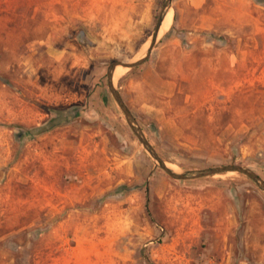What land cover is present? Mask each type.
Masks as SVG:
<instances>
[{
  "label": "rangeland",
  "instance_id": "1",
  "mask_svg": "<svg viewBox=\"0 0 264 264\" xmlns=\"http://www.w3.org/2000/svg\"><path fill=\"white\" fill-rule=\"evenodd\" d=\"M163 2L0 0V264H264V192L173 179L108 89ZM170 12L115 87L170 169L264 179V0Z\"/></svg>",
  "mask_w": 264,
  "mask_h": 264
},
{
  "label": "water",
  "instance_id": "2",
  "mask_svg": "<svg viewBox=\"0 0 264 264\" xmlns=\"http://www.w3.org/2000/svg\"><path fill=\"white\" fill-rule=\"evenodd\" d=\"M171 5H172V0H164L160 14L158 16V19H157V22H156V25L154 28V31H153V34L151 36V41H150L149 47L142 57H140L139 59H137L135 61H113L108 66L107 73H106L108 89H109L112 97L114 98V100L116 101V103L118 104L120 109L122 110L130 129L135 134V136L137 137L139 142L142 144L145 151L151 156V158L154 160L156 165H158L163 171H165L173 179H176V180H192V179H198V178H202V177H206V176H210V175H214V174H218V173L233 171V172H238V173L243 174L246 177H248L250 180H252L257 185V187L260 190H262L264 192V179L262 177H260L252 169L245 167V166H242L240 164H236V163H230V164L221 165V166H217V167H207V168H203V169L186 170V171H181V172H177V171L170 169L168 167L166 161H164L159 156L156 149L149 142V140L147 139L146 135L144 134L142 128L138 124L137 120L133 116L132 112L130 111V109L128 108V106L126 105L124 100L122 99L119 91L117 90V88L114 85L113 74H114V70L116 69L117 66H122L124 68L131 69L135 66L142 64L144 61H146L149 58L152 50L154 49V47L158 41V36L160 33L162 22L165 19L166 15L171 10Z\"/></svg>",
  "mask_w": 264,
  "mask_h": 264
},
{
  "label": "bare ground",
  "instance_id": "3",
  "mask_svg": "<svg viewBox=\"0 0 264 264\" xmlns=\"http://www.w3.org/2000/svg\"><path fill=\"white\" fill-rule=\"evenodd\" d=\"M171 20H172V14L170 12L168 22H167L166 26H164L165 28L163 30H166L169 27ZM123 70H124V67H122V66L116 67V69L114 70V74H113V81L123 73Z\"/></svg>",
  "mask_w": 264,
  "mask_h": 264
},
{
  "label": "trees",
  "instance_id": "4",
  "mask_svg": "<svg viewBox=\"0 0 264 264\" xmlns=\"http://www.w3.org/2000/svg\"><path fill=\"white\" fill-rule=\"evenodd\" d=\"M135 67H136V66H135ZM135 67H133V68H135ZM133 68H132V69H133ZM53 126H54V125H53Z\"/></svg>",
  "mask_w": 264,
  "mask_h": 264
}]
</instances>
